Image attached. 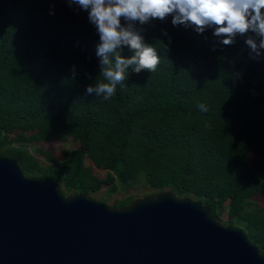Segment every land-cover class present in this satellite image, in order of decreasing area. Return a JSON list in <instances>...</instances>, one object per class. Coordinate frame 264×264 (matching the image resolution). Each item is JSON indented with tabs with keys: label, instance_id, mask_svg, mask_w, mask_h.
Segmentation results:
<instances>
[{
	"label": "trees",
	"instance_id": "obj_1",
	"mask_svg": "<svg viewBox=\"0 0 264 264\" xmlns=\"http://www.w3.org/2000/svg\"><path fill=\"white\" fill-rule=\"evenodd\" d=\"M171 19L135 24L159 64L139 74L129 68L105 100L86 92L102 79L87 11L70 0H0V156L66 195L105 185L106 196L145 188L190 197L215 219L225 213L264 256V213L251 201L264 197V54L252 53L247 36L226 46L211 29L197 34ZM69 138L79 147L60 161L38 149L44 164L27 149ZM86 159L106 171L104 179Z\"/></svg>",
	"mask_w": 264,
	"mask_h": 264
},
{
	"label": "water",
	"instance_id": "obj_2",
	"mask_svg": "<svg viewBox=\"0 0 264 264\" xmlns=\"http://www.w3.org/2000/svg\"><path fill=\"white\" fill-rule=\"evenodd\" d=\"M0 264H264L240 229L159 191L114 208L0 156Z\"/></svg>",
	"mask_w": 264,
	"mask_h": 264
},
{
	"label": "clouds",
	"instance_id": "obj_3",
	"mask_svg": "<svg viewBox=\"0 0 264 264\" xmlns=\"http://www.w3.org/2000/svg\"><path fill=\"white\" fill-rule=\"evenodd\" d=\"M70 3L88 12L89 22L99 35L96 55L102 79H96L86 92L103 95L105 100L114 95L129 68L139 74L142 70L155 71L159 64L156 48L145 43L142 29L135 27L137 22L144 25L171 16L173 26L192 28L197 34L211 29L213 36L226 46L237 36H247L245 43L252 53L264 54V0H70ZM121 18L126 25L121 24ZM124 47L134 53L130 58L122 56ZM198 107L207 111L204 104Z\"/></svg>",
	"mask_w": 264,
	"mask_h": 264
},
{
	"label": "rangeland",
	"instance_id": "obj_4",
	"mask_svg": "<svg viewBox=\"0 0 264 264\" xmlns=\"http://www.w3.org/2000/svg\"><path fill=\"white\" fill-rule=\"evenodd\" d=\"M29 135V133H26ZM16 135V132L11 133L9 137H14ZM79 147V144L72 141L70 138L66 142H61L59 140L53 139L49 141H41V142H33L30 145L27 146L28 151L36 157V159L39 162H42L44 164H47V162L44 161V158L42 155H39L37 153L38 149H41L42 151L48 152L52 157L55 158V160L60 161L62 160V153L64 150H71V149H77ZM255 153L249 152L247 155V162L250 166H252L251 161L254 159ZM86 165L91 167L92 173L99 177L100 179H104L106 176V171L95 168L92 163L86 159L85 161ZM116 183H119V178L115 177ZM105 189L106 186L102 185L100 190L97 193H92L88 195L90 198L98 200L103 202L104 204L111 206L113 205L114 201L120 200L123 201L127 197H132L133 200L142 198L147 195L154 194L155 192L150 189L145 188H139L137 190H130L128 193H123L121 191L115 193L111 196L105 195ZM251 201L255 203L264 213V197L261 194L255 195L251 198ZM222 226L227 227L228 224V218L225 213H222L218 219H216Z\"/></svg>",
	"mask_w": 264,
	"mask_h": 264
}]
</instances>
